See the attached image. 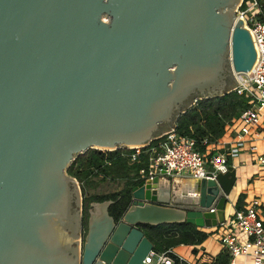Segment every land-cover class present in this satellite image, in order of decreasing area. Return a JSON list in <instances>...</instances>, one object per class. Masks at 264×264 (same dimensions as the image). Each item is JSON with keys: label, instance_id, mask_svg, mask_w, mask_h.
<instances>
[{"label": "water", "instance_id": "1", "mask_svg": "<svg viewBox=\"0 0 264 264\" xmlns=\"http://www.w3.org/2000/svg\"><path fill=\"white\" fill-rule=\"evenodd\" d=\"M240 2L0 0V264H147L142 226L224 221L232 166L188 202L140 177L117 219L92 202L86 230L67 169L88 149L148 146L234 89L256 59Z\"/></svg>", "mask_w": 264, "mask_h": 264}, {"label": "built area", "instance_id": "2", "mask_svg": "<svg viewBox=\"0 0 264 264\" xmlns=\"http://www.w3.org/2000/svg\"><path fill=\"white\" fill-rule=\"evenodd\" d=\"M259 0H241L235 11L236 19H241L249 31L256 59L252 69L246 73L235 74L234 91L246 99L247 107L226 124L227 130L233 132L232 139L227 141H209L204 137L199 140L205 148L212 147L210 152H201L198 141L181 135L173 130L165 131L155 139V145L149 147L148 164L139 170L141 177L171 179L186 175L194 179L214 178L217 173L227 171L228 157L235 158L247 149L256 154L255 163L264 166V154H257L255 144L264 137V21ZM239 75V76H236ZM197 101V100H196ZM193 102V105L195 102ZM226 144H229L225 148ZM221 147L224 151H218ZM144 147L128 148L133 150L131 160H136ZM216 149V150H215ZM175 195V194H174ZM212 232L218 239L222 251L228 254V264H235L237 258L249 260L250 264H264V219L259 215L257 203H250L243 209H235L225 215L222 223ZM144 262L147 264H192L176 255L172 248L155 252L150 251Z\"/></svg>", "mask_w": 264, "mask_h": 264}, {"label": "trees", "instance_id": "3", "mask_svg": "<svg viewBox=\"0 0 264 264\" xmlns=\"http://www.w3.org/2000/svg\"><path fill=\"white\" fill-rule=\"evenodd\" d=\"M264 21V0H259ZM234 85V84H233ZM247 107L243 96L230 91L222 96L197 100L194 105L182 113L175 122V130L185 136L195 138L198 149L203 152L205 146L199 142L201 138L215 141L224 133L225 125ZM152 140L148 146L142 148V152L136 160H131L130 154L133 150L118 148L114 150L88 149L79 154L67 169L69 175L75 177L80 184L90 183L92 177L100 180H124L125 188L122 192L112 193L107 196H95L91 201L100 202L111 199L113 203L109 207L110 214L117 219L129 201L130 187L140 178L139 170L148 164L149 147L154 145ZM147 150L146 153L143 151ZM244 195L240 194L236 202V209L241 208ZM83 225L86 230L89 202L83 201ZM142 230L146 237L153 243L155 252H160L178 245H200L208 237V233L193 224H160L144 225ZM229 257L222 251L213 264H228Z\"/></svg>", "mask_w": 264, "mask_h": 264}, {"label": "crops", "instance_id": "4", "mask_svg": "<svg viewBox=\"0 0 264 264\" xmlns=\"http://www.w3.org/2000/svg\"><path fill=\"white\" fill-rule=\"evenodd\" d=\"M233 134L234 133L227 130L225 126L224 133L219 139L227 141L232 139L231 137ZM255 144L257 146V154H264V137H261L255 142ZM228 146L229 144H226L225 148ZM247 147L248 144L246 143V149L242 150L237 157H228L229 166H232L235 169L236 178L230 193L227 196L228 202L225 208V215L231 214L236 209L238 197L240 194H243L244 198L241 202V208L239 209H243L248 204L255 202L257 203L259 215L264 219V166L255 163L256 154H252ZM211 148V146L205 148L204 151L210 152ZM217 150L224 151V148L219 147ZM143 152L146 153L147 150ZM161 179V184L163 186L166 187L168 183L170 184L173 195L177 189H180L184 196L183 197L180 194V196H182L181 198H185L186 196L188 198L190 196V194L188 195V191L192 193L193 190L191 191V189L196 180L186 175H178L171 179ZM174 196L177 198L176 194ZM202 229L209 235L200 245H178L173 247L172 251L192 264H213L215 258L222 253V248L217 237L212 233L215 229L214 227ZM235 264H250V261L243 258H237Z\"/></svg>", "mask_w": 264, "mask_h": 264}, {"label": "rangeland", "instance_id": "5", "mask_svg": "<svg viewBox=\"0 0 264 264\" xmlns=\"http://www.w3.org/2000/svg\"><path fill=\"white\" fill-rule=\"evenodd\" d=\"M77 180V179H76ZM90 183L80 184V195L83 201L89 202L91 204L94 201H91L92 197L95 196H107L112 193L122 192L125 188L124 180H100L98 177H92ZM90 209V208H89Z\"/></svg>", "mask_w": 264, "mask_h": 264}, {"label": "bare ground", "instance_id": "6", "mask_svg": "<svg viewBox=\"0 0 264 264\" xmlns=\"http://www.w3.org/2000/svg\"><path fill=\"white\" fill-rule=\"evenodd\" d=\"M236 76H239V75H236ZM188 190H189V188H188ZM188 192H189L188 195L190 194V196L188 198H187V196L185 198H181L183 196V193L180 189H177L175 192V194L177 195V198H175V199H177L179 202H188V201L193 200L195 198V196L190 191H188ZM180 194L182 196H180Z\"/></svg>", "mask_w": 264, "mask_h": 264}]
</instances>
